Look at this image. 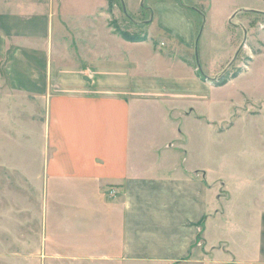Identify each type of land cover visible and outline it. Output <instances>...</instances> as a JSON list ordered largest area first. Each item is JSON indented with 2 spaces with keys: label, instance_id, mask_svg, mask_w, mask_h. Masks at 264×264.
<instances>
[{
  "label": "crops",
  "instance_id": "1",
  "mask_svg": "<svg viewBox=\"0 0 264 264\" xmlns=\"http://www.w3.org/2000/svg\"><path fill=\"white\" fill-rule=\"evenodd\" d=\"M161 1L164 13L147 20L162 39L152 45L144 33L119 36L100 13L108 0H0V116L15 108L0 131L41 161L50 209L73 204L64 192L94 205L83 234L99 240L106 227L115 244L101 257L206 262L219 201L208 163L212 86L194 60L189 7ZM255 243L241 255L264 264Z\"/></svg>",
  "mask_w": 264,
  "mask_h": 264
},
{
  "label": "rangeland",
  "instance_id": "2",
  "mask_svg": "<svg viewBox=\"0 0 264 264\" xmlns=\"http://www.w3.org/2000/svg\"><path fill=\"white\" fill-rule=\"evenodd\" d=\"M108 1L100 13H110V26L138 39L144 33L152 45L161 43L158 35L149 33L147 21L151 13H164L161 0ZM177 2L190 8L197 33L194 60L206 70L202 71L212 86L213 133L208 136V163L216 174L213 178L217 176L211 182L219 201L213 211L218 218L207 229L211 237L205 245L209 260L173 264H247L243 250L255 247L256 240L264 250V0ZM77 17L70 15L68 19L77 23ZM224 74L227 82L221 83ZM2 107L0 114L6 112ZM13 107L7 112L10 115L0 116V125L3 123L6 130L13 120ZM21 113L16 118L24 119L28 114L27 110ZM29 153L26 141L11 140L0 131V264H156L101 257L102 250L113 249L115 244L111 245L114 237L106 227L100 228L99 240L90 238L89 229L83 234L86 223L82 216L85 214L90 224L94 218L87 215L96 213L94 205L87 207L89 203L80 202L76 192H64L73 204L61 212L57 199L59 204L50 209L41 161Z\"/></svg>",
  "mask_w": 264,
  "mask_h": 264
},
{
  "label": "trees",
  "instance_id": "3",
  "mask_svg": "<svg viewBox=\"0 0 264 264\" xmlns=\"http://www.w3.org/2000/svg\"><path fill=\"white\" fill-rule=\"evenodd\" d=\"M180 3V2H179ZM190 9V8H189ZM115 27V26H114ZM115 31L118 33V34H120L124 39H126V40H129V41H139V40H143L144 38L142 37V38H140V39H138L137 38V36H134V35H130V34H128V33H126V32H124L123 30L122 31H120L119 29H117V28H115ZM227 76H226V74H224L223 76H221V80H220V82L221 83H225V82H227L226 80H227Z\"/></svg>",
  "mask_w": 264,
  "mask_h": 264
}]
</instances>
